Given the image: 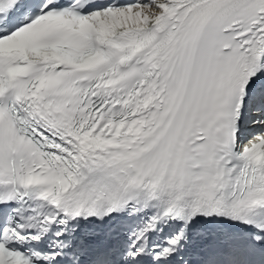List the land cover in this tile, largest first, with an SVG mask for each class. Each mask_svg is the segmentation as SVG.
Wrapping results in <instances>:
<instances>
[{
  "label": "snow or ice",
  "instance_id": "6c2138e0",
  "mask_svg": "<svg viewBox=\"0 0 264 264\" xmlns=\"http://www.w3.org/2000/svg\"><path fill=\"white\" fill-rule=\"evenodd\" d=\"M0 264H264V0H0Z\"/></svg>",
  "mask_w": 264,
  "mask_h": 264
}]
</instances>
